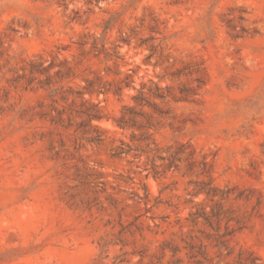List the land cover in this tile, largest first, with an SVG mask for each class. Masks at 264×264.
Here are the masks:
<instances>
[{
    "label": "rangeland",
    "instance_id": "rangeland-1",
    "mask_svg": "<svg viewBox=\"0 0 264 264\" xmlns=\"http://www.w3.org/2000/svg\"><path fill=\"white\" fill-rule=\"evenodd\" d=\"M0 264H264V0H0Z\"/></svg>",
    "mask_w": 264,
    "mask_h": 264
},
{
    "label": "trees",
    "instance_id": "trees-1",
    "mask_svg": "<svg viewBox=\"0 0 264 264\" xmlns=\"http://www.w3.org/2000/svg\"><path fill=\"white\" fill-rule=\"evenodd\" d=\"M121 15H122L121 13H115L114 15H112V17L110 19L106 20L104 22V31L105 32L109 31L111 29V27L118 22V20H119ZM104 38H105V35H103L102 40H101V47L103 48V50H105ZM57 90H60V89H56L54 91V93L57 92ZM162 98H164V97H162ZM90 117H91V120H93V119H101V117L98 116L97 114L91 115ZM149 129H152V125L149 126ZM89 139H90V141H100L101 140L100 136L90 137ZM143 139L147 140L148 137L147 136L144 137V135H143ZM158 151H159V148H154V149L150 150L149 152L157 153ZM171 158H174V156H171ZM210 192H216V190L215 189H211ZM218 245H219L220 248L224 247V244L222 242H219Z\"/></svg>",
    "mask_w": 264,
    "mask_h": 264
}]
</instances>
